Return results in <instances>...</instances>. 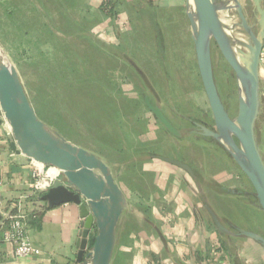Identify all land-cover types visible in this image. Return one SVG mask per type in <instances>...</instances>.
Segmentation results:
<instances>
[{"label": "rangeland", "instance_id": "rangeland-1", "mask_svg": "<svg viewBox=\"0 0 264 264\" xmlns=\"http://www.w3.org/2000/svg\"><path fill=\"white\" fill-rule=\"evenodd\" d=\"M188 0H0V48L15 65L41 120L110 165L127 195V214L151 215L153 176L143 165L166 156L188 164L197 179L195 203L212 223L209 205L226 226L262 229L255 191L229 153L212 138L188 134L195 122L214 127L199 75ZM226 1V0H222ZM250 21L252 0H240ZM192 7V0L190 2ZM227 30L237 20L221 11ZM228 16V17H227ZM228 23V24H227ZM231 38L246 41L238 28ZM234 48L244 47L240 42ZM215 82L231 117L238 109L235 74L211 43ZM136 67L155 88L157 101ZM148 97L185 134H169L145 105ZM262 120L258 130H263ZM233 262L242 264L247 238L221 234Z\"/></svg>", "mask_w": 264, "mask_h": 264}, {"label": "water", "instance_id": "water-1", "mask_svg": "<svg viewBox=\"0 0 264 264\" xmlns=\"http://www.w3.org/2000/svg\"><path fill=\"white\" fill-rule=\"evenodd\" d=\"M192 1L193 7L187 1V16L214 127L210 128L206 122H195L194 127L185 133L212 138L222 145L251 183L258 206L264 213V159L256 132L262 106L259 68L264 47L263 0H252V21L246 16L240 0ZM221 11L234 12L237 21L229 30L221 19ZM237 28L246 35L245 42L231 38L230 31ZM212 41L217 44L237 80L238 109L235 117L226 110L215 82ZM236 42H240L244 49L234 48ZM136 70L159 101L148 77L139 68ZM144 102L169 134L183 137L185 133L171 123L159 105H154L148 97ZM0 110L14 139L13 150L31 162L53 166L60 173L61 181L43 193L40 200L50 208L67 203L78 207L82 221L76 264H112L118 226L129 208L117 175L99 155L67 140L39 118L17 68L8 61L1 48ZM159 158L197 179L188 164L166 156ZM205 208L219 234L252 239L264 250L262 234L234 225L226 226L209 205Z\"/></svg>", "mask_w": 264, "mask_h": 264}, {"label": "crops", "instance_id": "crops-1", "mask_svg": "<svg viewBox=\"0 0 264 264\" xmlns=\"http://www.w3.org/2000/svg\"><path fill=\"white\" fill-rule=\"evenodd\" d=\"M259 76L262 106L256 132L264 159V60ZM13 142L0 110V264H76L82 221L78 207L73 203L47 207L40 200L42 194L33 190L37 163L17 154ZM143 171L153 176L151 191L147 198L138 193L130 202L136 209L137 204L150 201L151 215L133 211L127 214L131 224L119 223L112 264H237L223 246L221 234L197 209L195 189L183 170L154 160L144 164ZM19 205L26 217L27 238L38 251L28 257H16L13 244L2 239L7 218L17 213ZM249 230L264 236L262 229ZM241 253L242 264H264V250L252 239L247 238Z\"/></svg>", "mask_w": 264, "mask_h": 264}, {"label": "built area", "instance_id": "built-area-1", "mask_svg": "<svg viewBox=\"0 0 264 264\" xmlns=\"http://www.w3.org/2000/svg\"><path fill=\"white\" fill-rule=\"evenodd\" d=\"M264 57H260V62ZM34 170L33 190L34 193H45L49 188L58 184L61 181L59 171L55 175L51 173L56 169L53 166H45L37 163ZM2 181L0 180V187ZM7 229L3 233V241L13 244L14 253L16 257H28L37 254L38 251L31 245L26 235L25 213L22 211L20 205L16 214L9 216ZM227 264V263H224Z\"/></svg>", "mask_w": 264, "mask_h": 264}, {"label": "bare ground", "instance_id": "bare-ground-1", "mask_svg": "<svg viewBox=\"0 0 264 264\" xmlns=\"http://www.w3.org/2000/svg\"><path fill=\"white\" fill-rule=\"evenodd\" d=\"M191 2V0H189V3ZM192 7H193V1H192ZM228 24V23H227ZM40 165V164H39ZM41 166V165H40ZM58 172L57 169H54V171L51 173V175H55Z\"/></svg>", "mask_w": 264, "mask_h": 264}, {"label": "trees", "instance_id": "trees-1", "mask_svg": "<svg viewBox=\"0 0 264 264\" xmlns=\"http://www.w3.org/2000/svg\"><path fill=\"white\" fill-rule=\"evenodd\" d=\"M202 138H204V139H209V138H207V137H202ZM98 155V154H97ZM104 159V158H103ZM105 160V159H104Z\"/></svg>", "mask_w": 264, "mask_h": 264}, {"label": "flooded vegetation", "instance_id": "flooded-vegetation-1", "mask_svg": "<svg viewBox=\"0 0 264 264\" xmlns=\"http://www.w3.org/2000/svg\"><path fill=\"white\" fill-rule=\"evenodd\" d=\"M208 126H209L210 128H213V126H210L209 124H208Z\"/></svg>", "mask_w": 264, "mask_h": 264}]
</instances>
